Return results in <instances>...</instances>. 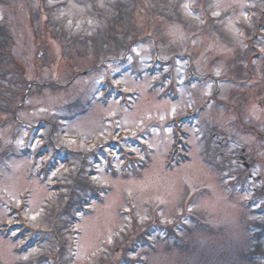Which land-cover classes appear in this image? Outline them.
<instances>
[{
	"label": "rangeland",
	"instance_id": "obj_1",
	"mask_svg": "<svg viewBox=\"0 0 264 264\" xmlns=\"http://www.w3.org/2000/svg\"><path fill=\"white\" fill-rule=\"evenodd\" d=\"M0 21V264H264V0Z\"/></svg>",
	"mask_w": 264,
	"mask_h": 264
},
{
	"label": "trees",
	"instance_id": "obj_2",
	"mask_svg": "<svg viewBox=\"0 0 264 264\" xmlns=\"http://www.w3.org/2000/svg\"><path fill=\"white\" fill-rule=\"evenodd\" d=\"M118 22V21H117ZM127 29V28H126ZM7 29L4 27V24L0 21V46L2 45V44H4V40L5 39H8L7 37H8V32L6 31ZM9 40V39H8ZM11 41V40H10ZM6 45V44H5ZM4 46V45H3ZM2 48V47H1ZM7 58V55L6 54H4V53H2L1 52V54H0V61H1V58ZM7 62V61H6ZM8 63V62H7ZM15 67H13V72L14 71H16V68L14 69ZM1 73H4V71H2ZM42 171H43V169H42ZM41 173V172H40ZM42 174V173H41ZM82 177H84V178H87V180H85V181H89L90 182V179H92V175L91 174H86V173H83V176ZM43 180H45L46 179V176H44L43 178H42ZM58 183V182H57ZM90 186H92V185H90ZM56 187L57 186H52V184H50V186H49V188L50 189H56ZM90 188V187H89ZM108 189H109V187H107V188H105V190L103 189V188H100V190L98 191L97 190V187H96V192L97 193H100L101 194V192L104 190L105 192H107L108 191ZM92 188H90L88 191H89V195H90V200L91 199H97L98 200V194L96 193L95 194V192L92 190ZM72 191V190H71ZM103 191V193H105ZM95 197V198H94ZM88 198V197H87ZM85 204L83 205V207L81 206L78 210H76L79 214H81V212L85 209V206H86V204L88 203V201H85L84 202ZM75 218V217H74ZM75 219H78V217H76Z\"/></svg>",
	"mask_w": 264,
	"mask_h": 264
}]
</instances>
